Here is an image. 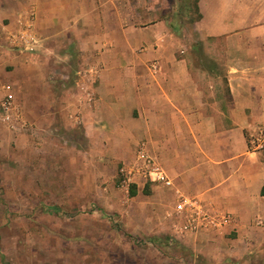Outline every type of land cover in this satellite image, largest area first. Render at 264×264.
<instances>
[{
  "label": "crops",
  "instance_id": "obj_1",
  "mask_svg": "<svg viewBox=\"0 0 264 264\" xmlns=\"http://www.w3.org/2000/svg\"><path fill=\"white\" fill-rule=\"evenodd\" d=\"M146 2L0 0V70L49 90L72 44L82 65L65 102L71 119L100 114L105 152L144 146L176 189L231 215L223 228L186 234L192 248L264 253V147H248L264 125V0H198L191 24L167 19L164 0Z\"/></svg>",
  "mask_w": 264,
  "mask_h": 264
},
{
  "label": "rangeland",
  "instance_id": "obj_2",
  "mask_svg": "<svg viewBox=\"0 0 264 264\" xmlns=\"http://www.w3.org/2000/svg\"><path fill=\"white\" fill-rule=\"evenodd\" d=\"M179 3L164 0L161 13L186 23ZM189 5L195 16L193 0ZM61 54L56 71L47 75L49 90L29 89L25 80L18 86L6 78L8 67L0 70V100L2 86L11 84L18 116L6 123L0 110V264H264L263 252L230 255L220 242L215 252L200 253L170 235L177 220L173 189L140 180L136 193H129L120 168L135 155L117 143L105 152L100 114L71 119L65 102L82 63L72 44ZM36 94L55 100L32 103ZM51 205L59 213L48 210ZM166 236L179 244L159 248L151 241Z\"/></svg>",
  "mask_w": 264,
  "mask_h": 264
},
{
  "label": "built area",
  "instance_id": "obj_3",
  "mask_svg": "<svg viewBox=\"0 0 264 264\" xmlns=\"http://www.w3.org/2000/svg\"><path fill=\"white\" fill-rule=\"evenodd\" d=\"M14 94L10 85L5 86L3 98L0 100L2 121L10 123L15 121ZM248 147L254 151L264 147V125L255 126L252 135L248 139ZM120 172L124 181L128 184L138 185L142 180L143 184L150 183L154 186L173 189L175 202L173 213L176 217L170 235L179 239L189 233L209 232L225 227L231 223V215L226 212L209 208L195 197L186 195L176 189L161 163L150 154L144 146L137 148L133 160L128 164H122Z\"/></svg>",
  "mask_w": 264,
  "mask_h": 264
},
{
  "label": "trees",
  "instance_id": "obj_4",
  "mask_svg": "<svg viewBox=\"0 0 264 264\" xmlns=\"http://www.w3.org/2000/svg\"><path fill=\"white\" fill-rule=\"evenodd\" d=\"M189 1L190 0H179L180 3H179V7H178L177 13L180 14V12H183L185 17H186V19L188 20L186 23L191 24L194 21L198 20L200 18L201 14H200V12L198 10V7H197V1L198 0H193V5L195 6V16L190 15ZM164 16L167 19L169 17L167 14H165ZM171 19H172L171 22L173 20H175L174 16L171 17ZM171 25H172L173 29H175V30L179 28V26H177V25L176 26L174 24H171ZM193 46H194L195 49H198L201 46V43L200 42H196ZM130 186H131V189L129 190V193L131 195H134L136 193V186L134 184H131ZM47 208H48V210H50L53 213H59V210H60L57 205H51V206H48ZM151 241H152V243H154L159 248H162V246H168L169 244H172V243H174L176 245L179 244L177 241L172 239L170 236H166V237H164L162 239L158 238V237L157 238L156 237L155 238L152 237Z\"/></svg>",
  "mask_w": 264,
  "mask_h": 264
}]
</instances>
